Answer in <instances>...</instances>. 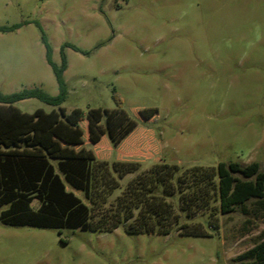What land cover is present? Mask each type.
<instances>
[{
  "label": "rangeland",
  "instance_id": "obj_1",
  "mask_svg": "<svg viewBox=\"0 0 264 264\" xmlns=\"http://www.w3.org/2000/svg\"><path fill=\"white\" fill-rule=\"evenodd\" d=\"M38 23L53 60L61 66L67 58L68 96L60 106L38 98L16 106L30 113L88 115L59 152L37 142L39 156L56 166L65 158H99L93 143L100 124L109 136V117L113 133L144 125L160 140L153 148L150 139L137 143L135 136L127 137L123 147L137 152L143 144L181 170L210 168L216 182L220 162L258 161L264 170V0H0V26L21 25L0 30V92L40 87L59 93ZM136 116L152 122L137 121L134 127L127 119ZM17 134L18 142L6 138L2 143L33 144L30 136L23 138L27 133ZM6 150L2 144L0 154ZM155 158L139 160L140 171L153 166ZM140 171L120 179L111 198ZM67 186L90 204L83 190ZM170 199L178 206V196ZM33 205L38 208V201ZM214 219L185 213L190 227L183 234L129 233L127 223L112 231L60 232L0 221V264H239L264 244V199L251 198L219 213L218 227L210 228Z\"/></svg>",
  "mask_w": 264,
  "mask_h": 264
},
{
  "label": "trees",
  "instance_id": "obj_2",
  "mask_svg": "<svg viewBox=\"0 0 264 264\" xmlns=\"http://www.w3.org/2000/svg\"><path fill=\"white\" fill-rule=\"evenodd\" d=\"M38 24L43 31L47 60L58 80L59 93L51 95L40 87L12 93L0 92V104H6L0 105V147L3 144L7 149L5 154H0L2 223L52 227L60 232L64 228L112 231L127 223L126 230L129 233L170 234L178 231L183 234L190 227L183 220L185 213L191 218L199 214H212L215 219L210 228H216L220 223L219 213H227L251 198L264 199V170L260 162L254 161L247 165L238 161L220 162L216 182L208 171L210 168L205 170V167L198 166L181 170L180 165L160 159V156H156L158 150L149 151L143 144H140L141 150L137 152L132 147H123L127 137L135 136V141H139L137 143L150 139L153 148H157L160 140L153 132L148 133L150 131L142 127L144 125L139 129L142 132L113 133L114 121H109L107 115L110 134L105 135L99 123L100 137L93 143L99 158H65L59 160L56 166L48 157L39 156L37 153L43 151L36 145L37 142L43 141L52 152H59L58 147L71 138L73 127L80 128L88 115L84 117L80 111L78 117H73L63 110L46 112L42 109L22 113L15 106V103L28 98H38L51 106H60L68 96L64 78L67 58L63 56L61 66L53 60V48L43 27ZM20 26H0V30H14ZM103 114L99 113L98 121ZM127 120L134 127L139 126L137 121L152 122L143 116H136L135 120L129 117ZM18 132L27 133L23 138L30 136L33 144L27 140L28 145L25 146L18 144L10 147L11 144L2 143L6 138H14L18 142L22 138ZM25 151L32 154L22 155ZM113 156H117V159L109 162L108 158ZM151 157H156L155 164L140 171L142 165L139 160ZM138 171L121 194L111 198L122 185L120 179ZM235 172L242 173L245 178L235 175ZM67 184L83 190L90 204L69 190ZM175 196L179 197L178 206L170 199ZM34 201H38V208L34 207ZM239 264H264V244Z\"/></svg>",
  "mask_w": 264,
  "mask_h": 264
},
{
  "label": "crops",
  "instance_id": "obj_3",
  "mask_svg": "<svg viewBox=\"0 0 264 264\" xmlns=\"http://www.w3.org/2000/svg\"><path fill=\"white\" fill-rule=\"evenodd\" d=\"M15 106H16V103H15ZM19 110H20V112H22V113H30V112H27V111H24V110H22L21 108H19V107H17Z\"/></svg>",
  "mask_w": 264,
  "mask_h": 264
}]
</instances>
